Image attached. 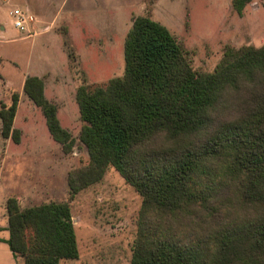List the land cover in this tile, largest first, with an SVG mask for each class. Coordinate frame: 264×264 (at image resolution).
I'll return each instance as SVG.
<instances>
[{
    "label": "trees",
    "instance_id": "obj_1",
    "mask_svg": "<svg viewBox=\"0 0 264 264\" xmlns=\"http://www.w3.org/2000/svg\"><path fill=\"white\" fill-rule=\"evenodd\" d=\"M144 1L147 14L132 16L124 36L123 74L76 87V138L60 125L43 78L23 81L52 139L64 153L78 141L88 160L67 172L66 200L21 207L6 198L4 242L20 264L78 257L70 201L109 167L141 197L129 264H264V44H226L211 71H197L150 16L155 0ZM251 1L231 6L241 15ZM18 98L13 91L0 105V134L16 143ZM218 186L231 187L239 213L217 202Z\"/></svg>",
    "mask_w": 264,
    "mask_h": 264
},
{
    "label": "rangeland",
    "instance_id": "obj_2",
    "mask_svg": "<svg viewBox=\"0 0 264 264\" xmlns=\"http://www.w3.org/2000/svg\"><path fill=\"white\" fill-rule=\"evenodd\" d=\"M85 1L82 9L78 3L84 0H0V105L9 103L13 91L19 93L13 127L21 132L18 143L0 134L3 225L7 197H17L21 207L66 200L64 171L88 160L78 141L70 153H64L52 139L39 107L22 91L25 77L40 75L45 80L46 97L58 101L60 125L76 138L81 123L73 87L84 81L92 89L121 76L123 41L131 18L147 14L144 0ZM14 8L32 15L29 31L9 23L8 13ZM75 10L85 12L83 30ZM149 14L189 52L197 71H211L226 44H264V0H252L241 15L232 9L231 0H160ZM216 200L239 213L231 187L218 186ZM140 202V195L109 167L101 181L70 201L78 257L61 259L60 264H129ZM199 215L204 218L203 212ZM187 226H192L190 220ZM21 262L0 242V264Z\"/></svg>",
    "mask_w": 264,
    "mask_h": 264
},
{
    "label": "crops",
    "instance_id": "obj_3",
    "mask_svg": "<svg viewBox=\"0 0 264 264\" xmlns=\"http://www.w3.org/2000/svg\"><path fill=\"white\" fill-rule=\"evenodd\" d=\"M86 1L84 0V2L82 3V4H80V3H78V6L79 7H81L82 9H83V6L82 5H85V4H87V3H85ZM88 2H90V1H88ZM160 2V0H155L154 1V3L152 4V6L151 7H153V5L155 4V6L158 4ZM141 5H142V2H141ZM84 10H85V8H84ZM78 13V14H77ZM83 13H85V12H79L78 10H75L74 12H73V14L79 19V21H78V24L80 25V30H83L84 28H85V26H86V20L84 19L86 16H85V14H83ZM154 20H156V19H154ZM156 21H158V22H160L161 24H163L161 21H159V20H156ZM50 24H51V22H50ZM164 25V24H163ZM164 26H166V25H164ZM130 27V26H129ZM127 32V31H126ZM68 35H69V37L72 35L71 34V32L68 30V33H67ZM126 34V33H125ZM70 39H72L71 37H70ZM28 76H31L30 74L28 75ZM34 76V75H33ZM38 77H41L40 75L38 76ZM45 80L43 79V91H44V95H45ZM53 87H56V86H54L53 85ZM76 87L77 86H74L73 87V93L75 92V89H76ZM45 97H46V95H45ZM47 98V97H46ZM48 99V98H47ZM49 101H51V102H53V103H58V101L57 100H55V99H53V98H50V99H48ZM57 105V104H56ZM17 108H18V104H17ZM16 111H17V109H16ZM57 111H58V105H57ZM15 117H16V112H15V116H14V120H15ZM58 118V117H57ZM59 120V119H58ZM13 126H14V121H13ZM66 173H67V171H64V175H65V177H66ZM66 189H65V191H67V186L65 187ZM5 210V209H4ZM1 225H0V242H3V243H5L4 242V240L7 238V220L5 219V224L3 225V223H0ZM76 236V235H75ZM76 242H77V240H76ZM12 254V253H11ZM19 258H21V257H19ZM16 264V263H15Z\"/></svg>",
    "mask_w": 264,
    "mask_h": 264
},
{
    "label": "built area",
    "instance_id": "obj_4",
    "mask_svg": "<svg viewBox=\"0 0 264 264\" xmlns=\"http://www.w3.org/2000/svg\"><path fill=\"white\" fill-rule=\"evenodd\" d=\"M9 23L20 30H28L29 26L33 22L32 15L25 10L20 8H14L9 11Z\"/></svg>",
    "mask_w": 264,
    "mask_h": 264
}]
</instances>
